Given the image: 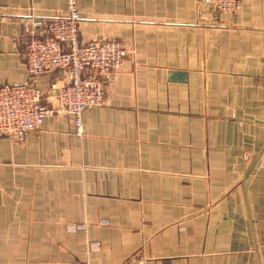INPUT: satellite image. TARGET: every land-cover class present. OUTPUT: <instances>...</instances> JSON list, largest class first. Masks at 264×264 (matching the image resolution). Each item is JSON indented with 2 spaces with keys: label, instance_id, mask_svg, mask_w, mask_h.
<instances>
[{
  "label": "crops",
  "instance_id": "obj_1",
  "mask_svg": "<svg viewBox=\"0 0 264 264\" xmlns=\"http://www.w3.org/2000/svg\"><path fill=\"white\" fill-rule=\"evenodd\" d=\"M76 1L80 39L126 57L83 134L56 113L0 137V264H264V0ZM67 4L0 0V84L32 78L24 24ZM36 81L55 103L67 80Z\"/></svg>",
  "mask_w": 264,
  "mask_h": 264
},
{
  "label": "built area",
  "instance_id": "obj_2",
  "mask_svg": "<svg viewBox=\"0 0 264 264\" xmlns=\"http://www.w3.org/2000/svg\"><path fill=\"white\" fill-rule=\"evenodd\" d=\"M217 11L234 14L242 0H205ZM81 12L76 0H68L64 14L33 16L25 27L30 31L25 58L31 79L0 84V137L25 140L31 129L41 128L56 113L73 116L77 134H83V112L105 102L107 75L119 68L126 49L117 38L83 42ZM56 71L66 82L59 87L56 102L48 101L37 79ZM84 227L71 224L69 229ZM122 264H146L138 256Z\"/></svg>",
  "mask_w": 264,
  "mask_h": 264
},
{
  "label": "rangeland",
  "instance_id": "obj_3",
  "mask_svg": "<svg viewBox=\"0 0 264 264\" xmlns=\"http://www.w3.org/2000/svg\"><path fill=\"white\" fill-rule=\"evenodd\" d=\"M68 226H71V224H69Z\"/></svg>",
  "mask_w": 264,
  "mask_h": 264
}]
</instances>
